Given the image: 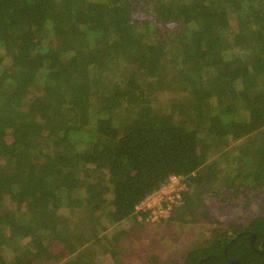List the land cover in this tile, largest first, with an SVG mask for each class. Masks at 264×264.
Returning <instances> with one entry per match:
<instances>
[{
    "label": "trees",
    "instance_id": "trees-1",
    "mask_svg": "<svg viewBox=\"0 0 264 264\" xmlns=\"http://www.w3.org/2000/svg\"><path fill=\"white\" fill-rule=\"evenodd\" d=\"M180 176L181 264H264V0H0V264H120Z\"/></svg>",
    "mask_w": 264,
    "mask_h": 264
},
{
    "label": "rangeland",
    "instance_id": "rangeland-1",
    "mask_svg": "<svg viewBox=\"0 0 264 264\" xmlns=\"http://www.w3.org/2000/svg\"><path fill=\"white\" fill-rule=\"evenodd\" d=\"M176 94V92L172 91L166 94V96L174 98ZM162 99L166 101L168 98ZM207 202H204V205H207ZM208 207L213 210L212 208L216 206ZM63 210V213L68 211V209ZM214 215L217 218L219 217L218 213ZM167 220L168 218L164 221L146 220L144 223H139L135 219L127 221L124 224V232L126 234L124 238L122 236L123 240L121 244L126 248L128 258L126 261L121 260L120 264H181L180 259L184 253V246H188L192 240L190 237L191 231L188 227H183L182 230L178 227L172 233L173 236L170 237V228L173 229L174 227H169L166 222ZM195 232L198 233L199 231L195 230ZM176 245L179 248H176ZM168 251L169 253L172 252L167 254ZM110 263L106 259L103 262V264Z\"/></svg>",
    "mask_w": 264,
    "mask_h": 264
},
{
    "label": "built area",
    "instance_id": "built-area-1",
    "mask_svg": "<svg viewBox=\"0 0 264 264\" xmlns=\"http://www.w3.org/2000/svg\"><path fill=\"white\" fill-rule=\"evenodd\" d=\"M188 187L181 178H172L158 192L149 196L137 210H150L147 221H159L169 216L173 207L181 200Z\"/></svg>",
    "mask_w": 264,
    "mask_h": 264
},
{
    "label": "water",
    "instance_id": "water-1",
    "mask_svg": "<svg viewBox=\"0 0 264 264\" xmlns=\"http://www.w3.org/2000/svg\"><path fill=\"white\" fill-rule=\"evenodd\" d=\"M248 235H249V237H250V240H251V243H254V241H255V239H256V237H255V235L254 234H251V233H247ZM261 246L262 245H260V248H261ZM260 253H262V252H260ZM264 253V252H263ZM206 260V258L205 259H202L201 261H200V263H202L203 261H205ZM229 264H238L237 262H235V263H232V262H229Z\"/></svg>",
    "mask_w": 264,
    "mask_h": 264
},
{
    "label": "bare ground",
    "instance_id": "bare-ground-1",
    "mask_svg": "<svg viewBox=\"0 0 264 264\" xmlns=\"http://www.w3.org/2000/svg\"><path fill=\"white\" fill-rule=\"evenodd\" d=\"M172 178H181L182 181H183V177H181V176H180V177H172ZM172 178H170V179H172ZM170 179H169V180H170ZM179 202H180V201H179ZM171 211H172V210H171ZM170 214H171V212H170ZM170 214H169L168 217H166V218H164V219H160V220H165V219L169 218V217H170ZM160 220H159V221H160Z\"/></svg>",
    "mask_w": 264,
    "mask_h": 264
},
{
    "label": "flooded vegetation",
    "instance_id": "flooded-vegetation-1",
    "mask_svg": "<svg viewBox=\"0 0 264 264\" xmlns=\"http://www.w3.org/2000/svg\"><path fill=\"white\" fill-rule=\"evenodd\" d=\"M252 244H253V246H255L256 245V242L254 241V243H252ZM229 262L235 263V262H233L231 260Z\"/></svg>",
    "mask_w": 264,
    "mask_h": 264
}]
</instances>
